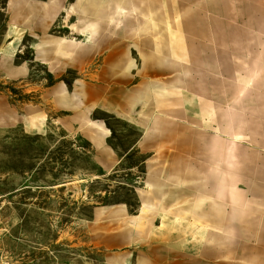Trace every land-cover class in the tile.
Returning <instances> with one entry per match:
<instances>
[{
	"label": "crops",
	"instance_id": "0c3cea01",
	"mask_svg": "<svg viewBox=\"0 0 264 264\" xmlns=\"http://www.w3.org/2000/svg\"><path fill=\"white\" fill-rule=\"evenodd\" d=\"M92 1L73 0L68 4V0H4L0 6L3 17L0 21V81L18 80L27 74V65H16L15 62L16 56L22 53L25 36L34 39L30 47L34 51V60L46 65L49 72L55 75H62L74 66V62L86 57L95 60V73L100 71L101 75L110 77L127 75L135 67L132 57V52H135L136 59L141 60L136 72L139 70L141 75L149 78H167L165 87L149 82L135 90L128 89V84L127 89L120 88V102H125L129 109L140 108V115L135 116L145 128L140 141L151 143L157 139L152 137L156 135V126L160 121V117L152 111L147 118L144 117L141 114L143 105L134 102L137 92L147 87H150L154 98L151 110L166 108L169 125H184L182 138L176 133H169L167 138L158 139L164 143L167 141L162 152L168 164H154L149 169L146 166L147 178L136 218L147 223L150 220H166L174 229L180 228L186 239L198 236V241L204 238L205 242H209L212 235L223 234L218 224L210 227L206 225L211 220L208 206L217 213L225 195H228L233 211L227 215L233 221L232 238L239 241L248 237L249 242L247 247L237 251L264 253V179L261 175L264 165L240 164L238 161L241 155L255 157L251 142L264 141V131L257 133L254 129L257 123L264 127V0H217L216 5L210 6L206 4L207 0H198L197 4H179L178 8L175 6L176 0L173 4L171 0H137L139 8L135 11L128 9L127 4L113 5L111 10L105 5L101 7L105 13L101 18H95L96 8L91 5ZM149 5L154 29L140 32L129 30L128 25H144V14L148 13ZM84 10H88L89 15L82 14ZM123 11L129 15L125 16ZM60 16L75 17L73 24L79 29L78 35L85 37L86 42L47 35ZM208 19L210 24H207ZM96 20L97 29L80 31L85 29L86 23ZM204 29L210 30L208 35H204ZM57 43L60 50L55 47ZM79 43L87 44V49L81 48ZM130 62L131 66L128 67ZM59 90L73 95L67 92L64 85H57L50 92L53 103L61 110L77 111L69 117L67 125H81L83 129H88L94 147L102 152L105 160L111 159L106 146L109 134L101 136L98 144L94 139L98 135L97 130L91 125L92 122L83 125L84 119L75 120L80 112L87 113L89 120V114L96 106L91 104L80 109L85 99L83 89H80L82 93H77L80 97L71 99L68 108H62L57 102ZM124 94L129 96L123 98ZM117 96L118 91L114 98L117 99ZM101 108L107 110L109 106L105 104ZM257 111L263 115L258 120ZM136 113L131 110L124 115L133 119ZM17 116L14 108L5 107L0 110V123H5V120L15 122ZM22 119L23 126L32 133L43 130L48 120L43 109L38 106H28ZM60 120V124L65 122L63 118ZM191 125H194L193 130H210L213 141H247L248 144L242 145L236 152L230 149L224 153L235 158L231 159L230 164L200 165L198 169L192 166L191 157L208 155L207 147L203 144L207 139L201 136L199 148L193 149V139L185 133L192 130ZM77 129L76 126L73 130ZM224 134L227 136L224 137ZM145 149L144 152H149L153 147L146 146ZM235 160L237 164H234ZM99 165L104 168L107 166L101 160ZM193 173L201 174L194 182ZM209 179L210 188L213 189L211 195L208 194ZM146 201L154 202L158 210L141 217ZM124 211L123 208L120 213L114 214L120 216ZM151 213L158 216L150 218ZM101 214L97 212L98 216ZM136 218L131 223L137 226L138 222L134 221ZM245 221H248L247 225ZM143 229L135 228L137 234L144 232ZM163 252L170 250L168 248ZM183 262L192 264L191 257ZM138 263L153 264V260L146 257ZM161 263L175 264L166 261Z\"/></svg>",
	"mask_w": 264,
	"mask_h": 264
},
{
	"label": "rangeland",
	"instance_id": "374dc122",
	"mask_svg": "<svg viewBox=\"0 0 264 264\" xmlns=\"http://www.w3.org/2000/svg\"><path fill=\"white\" fill-rule=\"evenodd\" d=\"M196 1L176 0L175 6L197 4ZM72 2L68 0V4ZM216 3L217 0H207L206 4ZM2 19L0 13V21ZM75 19L60 16L47 35L86 42V38L77 33L79 30L73 24ZM207 24H210V19ZM142 30L151 31L145 28L139 32ZM202 31L204 35L210 32L209 29ZM33 41L28 36L23 38L22 53L16 56L15 61L16 65H27V74L18 80L0 81V110L14 108L18 114L15 122L5 120V123H0V264H140L138 262L146 257L151 258L153 264L164 261L183 264L189 256L192 264H264L263 252L237 251L247 247L249 242L248 237L239 241L232 238L233 221L227 215L233 211L228 195H225L217 213L208 206L211 220L206 225L218 224L223 234L212 235L209 242L204 238L198 241V236L197 239H186L180 228L174 229L166 220L147 223L136 218L147 178L146 166L149 169L154 164H168L162 152L167 141L164 143L158 139L167 138L169 133L182 138L184 125H169L166 108L151 110L154 98L150 91L148 103L144 100L140 103L143 105L141 114L146 117L152 111L160 117L156 137L150 136L157 139L151 143L141 142L145 128L136 119L140 108L129 109L125 102H120L119 92L121 87L127 89V84L131 90L149 82L165 87L166 77L149 78L141 75L139 70L136 72L141 60L136 59L135 52L132 56L131 51L129 57H133L135 67L127 75L110 77L101 75L100 71L95 73V60L87 57L74 62V66L62 75L51 74L46 65L34 60V51L30 48ZM84 46L86 48L87 44ZM57 85H64L70 94L82 93L80 89H83L85 99L80 109L91 104L96 106L89 114V121L101 123L108 129L106 146L111 159L105 160L102 152L94 147L88 129L81 125H67L69 117L77 111L61 110L53 103L50 92ZM147 88L142 91L147 93ZM128 96L124 94L123 98ZM58 104L62 108L69 106ZM105 104L109 110L101 108ZM28 106L40 107L47 116V124L39 133L29 132L23 126L22 116ZM131 110L137 111L133 119L124 115ZM82 115L88 120V114L83 112L75 116V120ZM262 116L257 111L256 119ZM60 118L65 119L63 124L59 123ZM76 126L78 129L73 130ZM191 128L185 133L191 135L193 149L198 146L201 136L207 139L203 144L208 155L191 157L192 166L198 169L200 165H228L235 158L224 153L230 149L236 152L248 144L247 141H213L210 130H193L194 125ZM254 129L257 133L264 131L258 123ZM146 146L153 147V150L144 152ZM250 146L255 149V157L241 155L239 163L264 165V141L256 140ZM100 160L107 165L105 168L99 165ZM234 164H237L236 160ZM200 175L193 173L192 181L198 180ZM261 175L264 179V173ZM208 182V194L211 195V180ZM123 208L125 211L120 216L114 214ZM97 212L102 214L98 216ZM154 216L158 214L151 213L149 217ZM141 217L145 215L141 214ZM134 218L140 222L144 232L136 233L135 228L139 229V226L131 223ZM244 223L247 225L248 221ZM158 227L159 231L155 232ZM168 248L170 252H163Z\"/></svg>",
	"mask_w": 264,
	"mask_h": 264
},
{
	"label": "bare ground",
	"instance_id": "6f19581e",
	"mask_svg": "<svg viewBox=\"0 0 264 264\" xmlns=\"http://www.w3.org/2000/svg\"><path fill=\"white\" fill-rule=\"evenodd\" d=\"M119 3H120V5L127 4L128 9L130 8L133 11H135L137 8H139L137 6L138 5V1L137 0H93L91 5H93L96 8V12L94 13L95 14V18H101V17H103L105 15L104 9H102L103 6L108 5V7L111 10L113 5H118ZM83 14L89 15L88 10H84ZM123 14H125V16L129 15V13H127L125 11H123ZM145 17L147 19L145 25L138 26L137 24H135L134 26H132V25L129 26L128 25V27H130V29L135 31V32L139 31L140 29H145V28H147V29L152 31L154 29V27L152 26L153 14L151 13L150 6L148 7V13L145 14ZM109 19H112V18H109ZM97 22H98V20H96L94 23H86L85 27H84L85 29L84 30L82 29L80 31L81 32L86 31L87 28L90 29L91 31H94V29H97V27H96L98 25ZM73 27H75V26H73ZM75 28L77 30H79L77 26ZM55 43H56V41H55ZM55 47L57 49H59V50L61 49L60 46H59V43H57L55 45ZM80 47L81 48H85V46L82 45V43L80 44ZM130 66H131V62H130V65L128 67H130ZM147 89H148L147 93H145L142 90L138 91L137 94H136V97L134 98V102L141 103L144 100V102L147 104L148 100H149V95L148 94L150 93V87H148ZM78 96L80 97V95H78L77 93L73 94V95H68V94L65 93L64 90H63V92H62V90H59L58 94H57V102L61 103L62 105H69L70 100L73 99V98L76 99V97H78ZM81 98H82V96H81ZM77 119L78 120H83L84 119V122H82V124L83 123H89V120H87V117H85L83 115L80 116V117H77ZM83 125H85V124H83ZM91 125H93L94 128L97 130L96 132H97L98 135H96V137H94V139L99 144L101 136L103 137V136L109 134V131L101 123L92 122ZM154 210H158L156 204L154 202H152V201H150V202L146 201L144 203V206H143L142 210H141V213H142V215L147 214V213L149 214V212H153ZM137 226H139V229L142 228L141 227L142 225L140 224V222L137 224Z\"/></svg>",
	"mask_w": 264,
	"mask_h": 264
},
{
	"label": "trees",
	"instance_id": "16d2710c",
	"mask_svg": "<svg viewBox=\"0 0 264 264\" xmlns=\"http://www.w3.org/2000/svg\"><path fill=\"white\" fill-rule=\"evenodd\" d=\"M3 5V3H0V6Z\"/></svg>",
	"mask_w": 264,
	"mask_h": 264
}]
</instances>
